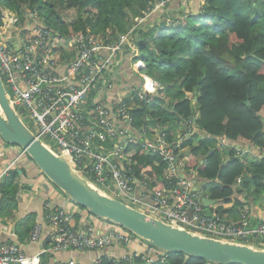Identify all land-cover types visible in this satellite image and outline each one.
<instances>
[{"label":"built area","instance_id":"1","mask_svg":"<svg viewBox=\"0 0 264 264\" xmlns=\"http://www.w3.org/2000/svg\"><path fill=\"white\" fill-rule=\"evenodd\" d=\"M170 1L161 0L144 11L135 18L134 26L111 42L83 31L61 35L57 28L46 24L37 8L18 12L1 7L0 75L7 97L35 134L82 175L117 199L182 229L264 246V222L253 223L249 214L244 213L240 221L229 223L222 220L220 214L207 213L196 185V173L193 169H188L187 173L180 144L168 137L166 125H158L154 130L135 125L132 104L127 98L134 92L141 99L154 94L161 86L159 82L140 73L144 85L127 97H121L115 108L103 98L114 85L125 51L139 55L135 40L140 25ZM60 48L66 50L63 56ZM140 62L135 63L137 72H141L143 66ZM27 114L33 118L32 126L25 121L23 115ZM132 143L140 144L165 163L164 186L149 189L144 169L137 176L133 168L124 165L126 147ZM228 145L234 147L240 157L250 152L240 144ZM13 166L14 162L7 166L0 173V179ZM242 180L239 178L238 182ZM137 183L143 187L142 191H137ZM46 208L49 226L46 247L37 255H28L18 242L1 243L0 264H42L41 255L50 251L87 252L112 246L130 249L137 242L145 245L144 251L138 248L120 258L104 255L89 264H100L104 257L131 262L132 256H142L148 263L165 259L162 249L118 224L108 222V228L96 227L91 222L79 225L74 222V212L53 206L51 200L46 201ZM42 234V225L35 224L30 242H39ZM58 264L85 263L73 257L60 260Z\"/></svg>","mask_w":264,"mask_h":264},{"label":"trees","instance_id":"2","mask_svg":"<svg viewBox=\"0 0 264 264\" xmlns=\"http://www.w3.org/2000/svg\"><path fill=\"white\" fill-rule=\"evenodd\" d=\"M159 1L0 0V25L1 7L18 12L37 8L46 24L59 28L61 35L71 28L86 35L101 34L103 41L111 42ZM69 9L77 12L71 24L62 15ZM158 10V18L140 25L136 36L141 71L162 87L142 99L136 92L131 93L127 101L132 104L137 127L154 130L166 125L171 140L179 123L186 124V130L190 124H197L205 132L203 139L193 143V134L192 140L182 146L192 147L187 167L199 169L205 179L216 183L210 191L217 200L212 208L217 207V215L224 220L222 214L230 206L244 207L245 203L237 198L239 194L248 192V198L257 203L264 195V158L245 162L231 145L220 149L207 139L224 136L231 144L251 143L264 148V0H171ZM125 152L124 165L133 168L137 176L144 169L149 189L166 184V165L159 156L135 143L129 144ZM224 154L230 155L226 161L222 159ZM204 156L207 160L201 163L198 158ZM7 175L0 185L1 207L9 208V204H16V178L20 173L14 170ZM246 176L252 180L238 188L239 178ZM75 217L79 220L78 215ZM33 228L23 224L18 229L20 239L25 241ZM164 253V261L148 263L142 256H132L131 262L104 257L100 264H222L183 252ZM50 256L43 253L41 263L46 264Z\"/></svg>","mask_w":264,"mask_h":264},{"label":"crops","instance_id":"3","mask_svg":"<svg viewBox=\"0 0 264 264\" xmlns=\"http://www.w3.org/2000/svg\"><path fill=\"white\" fill-rule=\"evenodd\" d=\"M159 12V10L153 12V14L149 17L148 20L152 21L153 19L158 18L160 14ZM137 40L135 41L137 42ZM138 56L139 55L132 54L130 50H126L123 54V57L121 58V64L118 67V72L115 77V82H113L114 85L103 95L104 100L111 108H115V104L121 97H127L129 93L137 89H141L142 85H144V77H142L140 74L143 72H137L136 67L134 66L135 63L141 61L140 59H138ZM185 125L186 124L184 123H179L174 128L175 133H173V140L180 144V155L188 165L192 152V147L189 144H185L184 146H182V144L185 142L188 143L189 140H192V138L194 137L193 134H196V136L192 140L193 143L198 142L200 139H203L204 136L207 135H205V132L202 131L197 126V124L190 125L187 130V127ZM207 139L213 142V145L220 149L228 148V144H230L228 139L224 136H208ZM235 144L243 145V147H247L250 150V152H248L245 156L241 157L245 162L250 163L253 162V160L260 161L262 160V158H264V148L262 147L254 146L251 143ZM255 154L256 156H254ZM229 157V154H224L222 156V159L226 161ZM198 160L203 163L207 159L206 156H204L203 158L199 157ZM12 162H14V166L10 169L8 175L14 170L19 171L20 177L16 178V181L19 182V190L17 192L16 204L13 205L11 203L9 204V208H6L1 207L2 195L0 188V244L10 241L18 242L23 245L24 251L28 255H37L41 253V251L46 247L47 232L49 230V226L46 223L47 200H51L53 202V206L62 207L64 209H67L68 211L74 212L75 215H78L79 220L74 216V222L76 224L79 223V225H81L85 222H91L99 228L110 227L108 221L92 216L86 209H82L73 204V201H71L67 196H65L59 190V188H57L53 183L48 180V178L41 171L38 165L32 159H30V157L27 156V153L24 152L20 146L7 144L0 135V173L6 170V167L9 166ZM188 169H193L196 173V185L198 191L202 195L203 200L205 198L213 199L211 197L210 191L216 183L205 179L203 177L202 171H200L199 169L187 167V173ZM2 179H0V185ZM240 183L241 181L237 183L238 188H242ZM254 189L255 186L252 185L251 191H253ZM142 190L143 187H141V185L137 183V191L139 192ZM247 193L248 192H244L243 194H239L237 196L238 199L245 203L244 207H233L234 205L230 206L228 208L229 210H226L222 214L224 216V221L229 223L237 222L241 220L242 215L244 213H248L253 223H259L260 221L264 222V195L257 203L254 201L253 198H248ZM216 203L217 200H215V202L213 203H210L209 205V208L213 212V214H217V207L212 208V206ZM38 223L42 225L43 229L42 239L39 242H30V236H28L25 241L20 239L21 236L18 229L21 228L23 224L29 227H34V225ZM138 248H141V251H144L145 245L141 243L139 244L137 242L134 243L130 249H127L122 246H112L103 250H93L87 252L50 251L47 252L50 253L51 256L48 257L49 259L46 264H58L60 260L69 259L73 257L79 260L80 262L89 264L101 255L120 258L123 255H126Z\"/></svg>","mask_w":264,"mask_h":264},{"label":"water","instance_id":"4","mask_svg":"<svg viewBox=\"0 0 264 264\" xmlns=\"http://www.w3.org/2000/svg\"><path fill=\"white\" fill-rule=\"evenodd\" d=\"M246 103L250 104V101L247 100ZM0 135L5 142L19 145L48 180L75 204L106 221L124 227L154 247L166 252H183L189 257L215 263L264 264L262 245L215 238L173 226L98 187L22 120L9 102L1 75ZM251 180V177L246 176L240 184L244 187ZM213 202L215 199L203 200L209 215H213L209 208Z\"/></svg>","mask_w":264,"mask_h":264},{"label":"rangeland","instance_id":"5","mask_svg":"<svg viewBox=\"0 0 264 264\" xmlns=\"http://www.w3.org/2000/svg\"><path fill=\"white\" fill-rule=\"evenodd\" d=\"M156 11V10H155ZM154 11V12H155ZM62 15L65 17V20L67 21V23H69V24H71L72 23V21L76 18V15H77V12L74 10V9H69V10H65V12H63L62 13ZM131 28V27H130ZM129 28V29H130ZM58 31H59V33H61L62 31L61 30H59V28L57 29ZM68 34H70V33H72V32H75V31H73L71 28L70 29H68ZM60 35V34H59ZM64 35H67V33L66 34H64ZM93 36V35H92ZM95 37H98V38H103V36L101 35V34H96V35H94ZM60 50H61V56H63L64 54H65V52L64 51H66L65 49H61L60 48ZM142 65H143V63H142ZM134 66H135V64H134ZM162 87V86H161ZM24 116V118H25V121L30 125V126H32V122H33V118L30 116V115H23ZM55 148H56V146H55ZM58 149V148H57ZM27 156L28 157H30L28 154H27ZM258 158V157H257ZM30 159H31V157H30ZM72 201V200H71ZM73 203V202H72ZM74 204V203H73ZM263 243V242H262Z\"/></svg>","mask_w":264,"mask_h":264}]
</instances>
